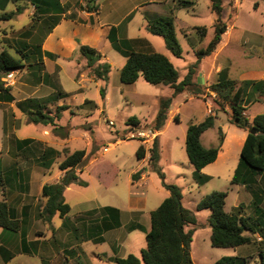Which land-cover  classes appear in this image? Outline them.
Here are the masks:
<instances>
[{
	"label": "rangeland",
	"instance_id": "374dc122",
	"mask_svg": "<svg viewBox=\"0 0 264 264\" xmlns=\"http://www.w3.org/2000/svg\"><path fill=\"white\" fill-rule=\"evenodd\" d=\"M87 1L62 0L66 12L63 16L60 15L58 20L61 17L68 19V16L73 15L77 17V13L86 6ZM104 1L99 7L100 16H98V20L103 24L119 22L127 12V9L114 14L111 5L116 1ZM141 1L143 0L138 2ZM154 1L159 3L166 2L170 6L173 1L178 3L180 0ZM182 1H193L195 6L193 7L194 11L191 6L177 7V5L176 9L172 10V14L176 16L174 23L176 39L182 49V57L179 59L173 57L166 50L162 38L153 36L146 31L145 16L154 15V13L150 14L148 12L151 5L147 7V12L137 11L133 21L128 25V35L133 39L132 43L143 39H146L149 43V46L145 47L135 43L133 45L135 49L165 56L176 69L178 82L183 79L188 67L197 61V52L204 50L213 36L212 18L214 13L209 8V1ZM93 5L95 6V3ZM161 6L164 7L163 4ZM34 11L31 4L25 0L10 2L0 10V17L3 14L15 13L11 18L0 19V52L5 50L14 58H19L16 52V49L19 48L17 45L19 41L27 43L31 50L36 45L40 46L41 50V43L49 31V27L53 25L54 16L49 13ZM228 15L229 13L224 21L228 20ZM263 18L264 6H251L250 0H242L237 10L231 12L230 20L226 24L230 25L236 19L238 29L233 31L232 35L236 40L240 38L243 31L245 34H250L251 37H253V34H262L264 32ZM184 23L195 28L186 34L181 30ZM79 45V42L76 41L75 55L70 60L58 59L57 63L61 69L58 73V68L56 67L53 76L48 79L44 78L46 77L45 71H50V65L44 70L41 65L42 70L39 73H37L38 71L34 73V68L27 67L29 64H34L33 59L35 57H33V59L29 58L22 70L13 71V74H6L2 80L11 89L13 86L15 88V84L11 83L12 79L15 83L16 81L26 82L32 79L31 81H33L36 88H41L43 84H47L52 90V94L48 97L50 100H53L62 90L69 94L64 99V106H68L67 110H63L60 113L59 121L54 122L56 130L51 125L46 127L50 135L48 138L52 143L63 140L62 138L68 130L72 137L68 144L69 151L83 150L87 155V158L83 160L82 165L79 167L83 169L82 173L77 175L79 181L85 185H72L69 190L63 193L65 203L71 208L68 214L69 220L76 219L81 211L97 207L115 206L121 211H127L129 194L131 191H136L142 196L144 205L140 211L142 215H139V213L135 214L134 220L148 226V219H146L144 214L146 215L155 210L166 196V192L157 173L151 170L145 173L143 170L146 166H149L150 149L159 132L152 129L159 109V101L160 99L173 97V92L170 88L163 85H150L142 77H139L131 85L121 84L119 82V68L125 59L110 46L102 53L106 56L108 59L107 63L111 66L108 81L102 83L94 80L90 70L81 64L84 59L78 53ZM233 49V51L236 50L235 47ZM224 54H221L220 59L226 56L233 58V62H238L235 54L231 56ZM36 59L38 57L35 58V62ZM200 60H202L201 70L209 72L211 70V57H201ZM200 60L193 76V86L181 93L192 94L196 100H188L182 104L179 109V117L175 113V117L177 116L180 120L179 123L170 115H167L164 126L160 129L161 148L158 164L164 176V183L177 186L181 190L183 207L189 210L196 219V224L190 227V229L194 230L190 244V256L193 264H212L220 258L235 256L247 258L249 264H260L259 253L260 250L264 251V242L262 243L264 241V231H258L256 234L244 232V236L251 239L249 245L235 249L213 248L209 241L210 228L208 219L210 212L207 209L196 210L197 203L205 195L212 192H226L228 197L225 200V212H234L245 219H249L254 224L259 223V221L264 224V175L256 177L258 180L252 188V192L255 195L244 187H240L238 191H230V184L225 179H213L201 187L194 182L190 175L192 167L188 163L184 147L185 126L190 120H201L204 109L198 100L208 102V115L216 117L214 127L206 131L201 139V143L205 148L217 146L220 137H222V140L224 137L221 125H230L229 107L224 105L223 109L217 108L213 102L218 100L215 94L209 91V87L204 84L199 85L196 82L195 77L199 72L198 65ZM40 61H43L42 56ZM26 70L28 72L31 71L30 74H33V78L29 76ZM57 75L61 88L57 81ZM79 80L81 81L78 83ZM82 86L84 87L82 88ZM101 87H104L103 99L99 95ZM79 89L83 90L80 93H75ZM192 91L198 92L199 95L195 96L191 93ZM14 94L17 98L24 96L16 89ZM81 96L88 102L84 103L83 106H76L80 102ZM179 102H183L181 96L173 100L172 105L169 107L171 113L175 111ZM58 105L59 102L49 104L48 109L52 116H55V110ZM249 114L251 115V111H249ZM133 119L137 120V125L131 122ZM40 130V127L31 124L23 126L20 133L21 136L39 137L38 132ZM219 131L221 133L220 136ZM149 132H152V134ZM244 132L246 133V131ZM116 140H120V142L115 143ZM139 146H142L145 150V157L141 160L136 158V151ZM66 151V149L63 150V153ZM61 158H63L62 155H60L59 161L52 163L49 174L45 177L47 184L54 181L60 173L58 162L61 161ZM135 172L147 175L146 180L142 182V187L140 186L137 190H135L134 186H131V176ZM255 200H258L257 205L262 213L260 215L255 214ZM51 225L55 228V231L53 235L47 231L49 236L47 241L56 240L58 244L59 235L63 231L61 229V219L57 214L52 217ZM46 227L48 229L49 226ZM116 233L118 235L121 234V250L119 254L121 256L133 255L140 258V252L146 248L144 233L138 230L128 233L119 230ZM46 247L45 244L42 246L43 250L47 252L48 249ZM73 247L72 251L67 250L68 253L61 256L57 253H60L62 249L52 243L51 249L53 252H50V257L42 259L45 254L43 257L40 256V258L29 260L26 257H15L11 264H19L20 261L23 264H43V262L60 264L62 257L67 259V264H110L104 258L98 260L91 254L93 250L90 243L83 247L85 255L82 253L81 260L76 258L77 254L80 253V248L78 246ZM82 258L84 263H82Z\"/></svg>",
	"mask_w": 264,
	"mask_h": 264
},
{
	"label": "crops",
	"instance_id": "0c3cea01",
	"mask_svg": "<svg viewBox=\"0 0 264 264\" xmlns=\"http://www.w3.org/2000/svg\"><path fill=\"white\" fill-rule=\"evenodd\" d=\"M115 1L116 2H113L111 5L114 14H117L123 9H127V12L124 14L122 19L115 24H103L98 20V16H100L99 7L100 4L105 2L104 0H95V6H97L96 13H86L84 11H80L77 13L75 21L65 17L59 18L56 25L49 33H47L41 43V52L50 53L54 56V59L52 60L42 56L43 70L50 65V71H45L46 77L44 79H48L49 77L53 76L56 67L58 68L59 73L61 67L57 63L58 59L70 60L71 57L75 55L74 51L77 48L76 41H78L80 45L95 49L101 54V61L107 62L108 59L102 53L107 49L108 46L111 47V44L108 40V34L111 28H115L117 30L118 39L132 41L133 39L128 35V25L133 21L137 11L147 12V7L151 5L154 7H149L148 12L150 14L154 13V15L162 17H168L171 15L173 16L175 23L176 16L172 14V10L176 9V5L179 7V2L176 3L177 1H173L172 5L170 6L167 5L166 2L159 3L155 2L154 0H143L141 2H138L139 0ZM241 1L242 0H223V8L220 20L225 25V30L214 52L210 56H206L211 57V70L209 72L202 71V60L199 62V72L195 77L196 82L199 85L204 84L205 86L210 87L217 82L219 79V74L222 72H225L229 79L235 81L238 84H242L244 82L257 83L264 81V32L262 34H253V37H251L250 34H245L243 31L244 35L242 33L240 38L235 40L232 35L233 31L238 29L236 26V19H234L230 25L226 24V22L230 20L231 12H233V10H237V7L241 4ZM59 2L63 6L62 0H59ZM192 3L193 4L191 7L193 9L195 5L193 1ZM162 4L164 7L161 6ZM250 4L251 6L257 5L258 7H261L264 6V0H250ZM228 13V20L224 21ZM212 20L214 34V24L216 21V16L214 14ZM194 28L195 27H190L184 23L182 24L181 30L182 32L188 34L189 31L193 30ZM142 41H134L132 46L135 45V43H139V45L144 47L147 45L149 46V43L146 41V39H143ZM234 47L236 49L235 51H233ZM133 49L135 51L142 52V50H136L134 46ZM221 54L227 56L235 54L238 62L235 63L232 61L233 58H228L226 56L225 58L220 59ZM124 63L125 60L122 62L119 69L122 68ZM81 64L82 66L86 67L84 60L81 61ZM30 72L27 71L29 76L33 78V74H30ZM10 73L13 74V72ZM31 80L32 79L26 82L16 81L15 83V81L12 79L11 83H13V85L15 84V88L14 86L12 89L10 87V94L13 97V101L10 103L0 101V179L2 182V186H0V200H4L7 203L8 207L13 212V215L20 223V228L17 233L6 232L0 228V264H11L15 257H26L28 258L27 260H29L32 258H40V256L43 257L45 254L44 258L42 259H46L50 257V252H53L51 249L52 243L56 244L59 249H62L60 253L57 251V254H60L61 256L62 254H67V250L72 251L74 248L73 246H78V248H80V253L77 254L76 258L80 260L82 253L85 255L83 247L90 243L92 246L91 249L93 250L91 254H93L95 258L98 260L104 258L108 263L114 264V260L116 258L126 257L119 254L121 250V234L118 235L116 232L123 230L124 233H128L138 230H129L131 225H139L145 231H149L150 213L146 215L144 214L146 219H148V226L145 224L142 225L140 222L134 220L135 214L139 213V215H142L140 211L144 205L142 196H140V194L136 191H131L129 194L127 211H121L115 206L97 207L79 212L77 218L71 221L69 220L68 216L71 210L69 207V212L63 218H60L61 229L63 233L59 235L60 240L58 241V244L56 243V240H51L50 242L47 241V239H49L48 232L53 235L55 228L52 227L51 220L49 223H44L38 217L40 209L45 204V199L42 197V187L44 185L57 184L64 175V172L60 171L55 180L50 184H47L45 177L49 174L51 166L49 168H44L41 165L42 162L39 160V157L45 151L53 150L56 153L54 162L59 161L60 155L63 157L61 158L62 161L67 155L75 151H69L68 144L72 137L70 136L68 130L62 138L63 140L52 143L48 138L50 135L49 131L46 129L47 126L29 122L27 115L23 111L24 102L29 99L45 100L52 94V90L50 89L49 85L43 84L41 88H36L33 81ZM57 81L59 84L58 75ZM80 81L81 80H79L78 83ZM38 86H40V84H38ZM59 86L61 88L60 84ZM83 87L84 86H82V88ZM15 89L21 92L24 96L17 98L14 94ZM82 90L83 89H79L75 93H80ZM59 94L61 95L59 96L57 94L54 97V100L46 103L47 111H49V104L53 102L54 104L59 102L57 107H65L64 110H67L68 106H64V99L67 98L69 94L65 93L63 90ZM179 96H181L183 102L177 103L176 109L173 113H171L169 109L167 111V115H170L178 123L180 121L178 118L179 109L182 104L186 103L188 100H196L193 95L189 93L179 94L174 97L173 100ZM245 100V110L243 112V117L246 120L251 121L255 116L264 113L263 93L255 92L248 88L246 90ZM198 101L201 102V106L204 109L203 116L200 121L190 120L185 126V132L189 124L200 123L207 116H209L207 110L209 103L201 100ZM85 102L88 101L84 99L83 96H81V100L76 106H83ZM249 111H251V115L249 114ZM175 113L178 115V117H175ZM31 124L41 128V130L38 132L39 137L28 135L21 136V128ZM221 127L224 137L216 160L213 163L205 166L201 172L210 178L208 182L212 181L213 179H225L230 184V191H238L240 187L243 186L233 185L231 184V180L239 161L240 150L246 138V133L229 124H223ZM160 133L161 130L157 133L159 155L161 148ZM203 134L201 135L200 140L202 139ZM25 140H31L32 142L22 145L21 142ZM86 142L88 143L87 138ZM119 142L120 140L115 141V143ZM87 143L86 145L88 146ZM65 149L67 151L63 153V150ZM85 158H87V155L84 151V159ZM60 162H58V164ZM82 170V168L78 167L75 169V173L78 175L79 173H82ZM148 170H150V167L146 166L143 172L146 173ZM192 171H190V175H192ZM145 173H139V178L135 182H132L131 186H134L135 190H137L140 186L142 187V182L146 180L147 177ZM257 180L258 179H256V182ZM72 185L76 184H71L64 190V192L69 190ZM165 192L166 196L163 198V200L169 196L166 190ZM63 201L65 203L64 197ZM46 226H49L48 229ZM22 238H24L26 242L27 251H24L21 245ZM44 244L47 246V252L42 248ZM82 261V263H84L83 258ZM67 263V259L62 257L60 264ZM19 264H23V262L20 261Z\"/></svg>",
	"mask_w": 264,
	"mask_h": 264
},
{
	"label": "trees",
	"instance_id": "16d2710c",
	"mask_svg": "<svg viewBox=\"0 0 264 264\" xmlns=\"http://www.w3.org/2000/svg\"><path fill=\"white\" fill-rule=\"evenodd\" d=\"M19 0H1L0 10H2L9 2ZM34 8V12L49 13L54 16L53 25L49 27L48 33L56 25L58 17L65 14V8L60 4L59 0H25ZM210 9L216 16L214 24V34L204 50L197 52V61L188 67L183 79L178 82V73L169 60L158 53L135 51L132 41L117 38V30L111 28L108 34V40L111 47L125 59V63L119 71V82L123 85H131L136 82L139 77L150 85H163L172 90L173 97L160 99L159 109L155 116L152 129L160 131L163 127L167 111L172 103L174 96L189 90L193 86V76L198 61L201 57L210 56L221 40L224 33L225 25L221 22L220 16L223 8V0H208ZM95 0H88L86 6L81 11L86 13H96L97 6H94ZM190 1H179V7L192 6ZM18 12V11H17ZM15 13L1 15L0 19L11 18ZM68 19L75 21L76 16H68ZM146 31L162 38L166 50L175 58L182 57V49L176 39L173 16H145ZM19 48L16 52L19 58H14L5 50L0 52V101L10 103L13 97L8 87L2 80L4 76L13 71H20L25 67V63L29 58L38 57L34 64H29V68H34L39 73L42 68L41 56L48 59H54L50 53H42L40 46L36 45L33 50L23 41H19ZM79 55L85 60L86 68L90 70L93 78L102 83L108 81V75L111 66L107 62L101 61V54L95 49L88 46H78ZM41 62V63H40ZM250 88L255 92L264 94V81L262 82H244L238 84L229 79L225 72L219 74L216 83L209 87V91L215 94L217 101H213L219 109H223L227 105L230 109L229 123L230 125L246 131V138L240 150L239 161L234 171L231 184L243 186L246 190L252 192V188L256 184V177L264 175V113L255 116L251 121L243 117L245 110L246 90ZM198 96V92H191ZM59 96L61 94H58ZM101 99L104 98V87L99 90ZM54 100V99H53ZM49 98L45 100L29 99L24 102V112L30 123L41 124L43 126L51 125L56 130L55 121L59 120L60 112L65 107H57L55 116L47 111L46 103L50 102ZM87 103V102H85ZM216 117L209 115L202 122L187 126L185 132V153L189 165L192 167V179L198 186L207 183L210 178L202 174V169L216 160L222 137L217 146L205 148L201 144V135L212 129L215 124ZM131 122L137 125V120ZM253 130L255 134H250ZM219 131V136H220ZM31 140L21 142L22 145L31 143ZM56 156L55 151L47 150L40 157L41 165L49 168L54 162ZM50 157V160H49ZM145 157V150L139 146L136 151V158L141 160ZM84 159V151L78 150L67 155L59 164L58 169L64 172V175L57 184L44 185L42 187V197L45 204L38 213L39 219L44 223H49L51 218L58 214L63 218L69 212V206L63 201V192L71 184L79 186L85 185L79 181L75 169L82 165ZM46 161V162H45ZM48 161V163H47ZM159 146L155 139L150 149L149 167L150 170L157 173L162 181V187L169 196L164 199L161 204L149 215V231H145L139 225H131L129 230L138 229L145 233L146 248L140 252V258L128 255L125 258H116L114 264H193L190 256V244L193 236V229L190 227L196 224L194 215L183 207L181 190L174 185L164 183V176L158 166ZM45 162V163H44ZM139 178V173L131 176L132 182ZM0 186L2 182L0 179ZM255 195L254 192H252ZM226 192H212L200 199L196 205V210L207 209L210 212L208 226L210 228V245L213 248H230L235 249L244 245H249L251 239L244 236V232L256 234L258 231H264V224L252 223L249 219H245L234 212H225ZM258 200H255V214H262L259 208ZM264 219V218H263ZM261 226V227H260ZM261 229H260V228ZM0 228L3 231L17 233L20 228L19 221L13 215L4 200H0ZM264 241H262L263 243ZM21 245L24 251H27L24 238L21 239ZM260 264H264V251L259 253ZM43 264H47L44 263ZM212 264H249L245 257H223L216 260Z\"/></svg>",
	"mask_w": 264,
	"mask_h": 264
},
{
	"label": "water",
	"instance_id": "95a60500",
	"mask_svg": "<svg viewBox=\"0 0 264 264\" xmlns=\"http://www.w3.org/2000/svg\"><path fill=\"white\" fill-rule=\"evenodd\" d=\"M249 133L250 134H255V132L253 130H250Z\"/></svg>",
	"mask_w": 264,
	"mask_h": 264
},
{
	"label": "built area",
	"instance_id": "2783aa9c",
	"mask_svg": "<svg viewBox=\"0 0 264 264\" xmlns=\"http://www.w3.org/2000/svg\"><path fill=\"white\" fill-rule=\"evenodd\" d=\"M243 115V114H242ZM150 134H152V132H149Z\"/></svg>",
	"mask_w": 264,
	"mask_h": 264
}]
</instances>
